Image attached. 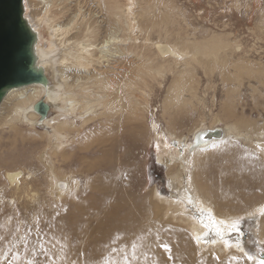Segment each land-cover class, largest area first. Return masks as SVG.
I'll return each instance as SVG.
<instances>
[{"label":"bare ground","instance_id":"bare-ground-1","mask_svg":"<svg viewBox=\"0 0 264 264\" xmlns=\"http://www.w3.org/2000/svg\"><path fill=\"white\" fill-rule=\"evenodd\" d=\"M38 1L46 5L41 12H27V0H24V12L37 34L34 47L37 66L44 73L51 72V81L47 80L45 85L28 84L10 89L0 104V126L16 125L15 121L19 120L22 124L30 122V128L34 130L35 123L42 120L40 125L46 131L41 135L47 144L40 160L50 159L46 168V191L49 200L53 201L51 203L61 200L68 190L77 187L69 173L71 170L65 171L64 176L57 168L55 158H62L64 166L71 168L82 164L83 150L87 156H97L82 169L88 179L86 189L81 191L83 201L67 206L61 220L48 226L46 236L51 249L47 252H51V256L58 251L57 260L51 259L57 261L54 264H76L66 251L71 237L78 240L80 252H86L87 255L82 254V260L87 264H188L189 261L250 264L245 259L240 235L236 234L235 239L229 236L238 232V223H232L233 217L240 216L238 212L253 202L244 214L245 217L257 215L255 227H259L260 244H263L264 122L259 125L258 121L244 118L225 128L213 125L202 129L194 127L189 131L192 140L187 143V137L176 134L182 119L179 116L172 118L166 125L174 143L157 136L156 159L157 166L166 167L167 188L171 189V195L165 196L158 189L142 195L139 166L135 164V171L130 170L129 176L121 174L119 177L117 167L122 160L114 154V148L119 146L121 150L130 151L136 143L127 138L130 136L124 135L123 130L127 122L134 125L140 118V115L136 116L140 112V99L134 92L143 83V70L151 63L136 52H130L125 39L120 36L122 14L128 31L133 29L136 14L131 6L124 9L125 13L118 7L107 8L104 0H93L97 12H81L82 7L76 0V11L71 12L70 17H66L67 6L64 5L60 13L53 7L52 20L49 0ZM157 18L160 14L156 15ZM136 25L142 30L138 22ZM152 45L158 60L155 62L160 66L151 68L150 73L155 72L162 78L170 73L165 65H173L175 69L185 67L178 74L171 71L175 75L165 97V104H168L165 109L179 105L176 101L182 96L177 93H183L189 84L192 97L195 96L199 83L190 77L192 70L186 71L191 58L206 65L211 73L216 69L197 59L203 49L194 43L177 46L157 41ZM206 56L216 60L218 51H210ZM225 66L226 62L218 70L227 81L235 72ZM249 71H256L264 80V68ZM132 77H135L133 83L128 81ZM229 91L232 90L229 88ZM39 101L48 105L45 116L35 111ZM49 112H53L52 115ZM99 119L96 125L103 128L86 129ZM77 121H80L78 128ZM218 121L220 119L215 120ZM134 130L135 127L127 126V131ZM72 133L80 135L82 144L70 140ZM239 138H244V145L249 141L250 150L235 148L233 140ZM183 142L186 144L182 146ZM94 143V150H90ZM258 147L260 156L254 150ZM72 151L75 156L71 155ZM16 163V158L10 162L2 159L1 165L7 169L4 175L9 187L18 190L24 175L16 168L8 169ZM91 176L92 182H89ZM116 178H119L117 182ZM260 197L262 201H258ZM36 198L37 194L33 192L30 199L34 201ZM96 235H99L98 239ZM229 254L231 257L225 259ZM258 258L264 260L260 255ZM255 259L249 258L251 261Z\"/></svg>","mask_w":264,"mask_h":264},{"label":"rangeland","instance_id":"rangeland-1","mask_svg":"<svg viewBox=\"0 0 264 264\" xmlns=\"http://www.w3.org/2000/svg\"><path fill=\"white\" fill-rule=\"evenodd\" d=\"M77 1L82 7L81 12H97V4L93 0ZM77 1L49 0L48 4L52 6L49 11L52 20L54 19L53 7L57 8L60 13L64 5L67 6L69 12L66 17H70L71 12L76 11ZM39 3L38 0H27V12H41L46 5ZM103 4L107 8L118 7L121 12L127 6H131L138 21L135 20L133 29L128 31L122 14L120 36L125 39L130 52H136L144 57L147 63L151 62L143 70V83L134 92L140 99V112L136 113V116L140 115V118L134 125L132 122H127L123 130V134L130 136L127 138L136 143L130 151L121 150L119 146L114 148L115 157L120 156L122 160L117 167L119 177L121 174L129 176V171L133 170L136 164L142 175L140 177L142 195L148 194L152 189H158L159 193L170 196L171 189L167 188L168 182L165 176L166 167L161 164L157 166L156 163L159 147L157 136H163L169 143H174L167 133L168 121L178 116L182 119L181 125L176 129V134L187 137L185 140L187 143L192 140V134H189V131L194 127L202 129L213 125L216 128H225L234 125L235 120L239 122L244 118L258 121L259 125L264 122V80L258 77L256 71L252 73L249 71V69L264 68V0H149L148 2L145 0H104ZM157 14H160V18L156 19ZM136 22L140 24L142 30H139ZM127 36L128 40H126ZM157 41L177 46L189 42L194 43L203 49L197 59L216 67L211 73L206 65L199 64L195 58H191L186 71L192 70L190 77L194 82L199 83L195 96L192 97L193 92L189 84L183 93L179 91L177 93L182 96V99L176 101L179 105L167 109H165L168 105L165 104V97L173 76L185 67L180 66L175 69L173 65H165L166 71L170 73H166L162 78L155 72L150 73L151 68L160 66L159 62H155L157 59L155 48L152 45ZM46 42L48 43V40ZM210 51H218L216 60H211L206 56ZM135 60L139 61V58ZM225 62L227 65L225 67L235 72L233 77L227 81L222 78V73L218 70ZM135 69L140 70V67ZM171 71L175 74H171ZM50 73H45L49 81H51ZM128 81L133 83L135 77L129 78ZM229 88L233 92L229 91ZM49 113L52 115L53 112ZM216 119L220 121L215 122ZM99 121L100 119L95 120L91 124L92 127L86 129L92 131L95 127L103 128L102 126L97 127L96 123ZM15 122L16 125L0 126V264H54L57 261L51 259L57 260L58 251L51 256V252H47L51 249L46 236L48 226L56 220H61V215L65 214L67 206H74L79 201H83L81 191L86 189L88 179L85 178L82 169L97 156H87L83 150L82 164L71 166V168L64 166L62 158H55L56 166L64 176L65 171L71 170L69 173L73 176L77 187L68 190L61 200L51 203L53 201L49 200L46 191L48 186L46 168L50 159L40 160V155L43 154L47 144L41 134H44L46 130L42 128L40 122L35 123L34 130L30 128L32 126L30 122L23 124L19 120ZM76 125L78 128L80 121H77ZM127 126L135 127L134 132L127 131ZM48 131L51 132L50 129ZM113 133L117 132L113 130ZM79 136L72 133L70 140L74 139L76 144H82L83 141H80ZM98 138L99 136H97V141ZM252 138L255 139V137ZM242 140L244 141V138L233 140L235 148L242 151L250 150L249 141L247 142L249 144L244 145ZM185 142L182 146L186 144ZM95 143L90 150L96 145ZM254 150L260 156L259 147ZM71 155L75 156L74 151ZM13 158H16L18 163L11 165L8 169L16 168L24 175L20 180L18 190L9 187L4 175L7 169L1 165L2 159L10 162ZM124 161L127 163L125 164ZM92 178L93 176L89 178V182H92ZM117 179L119 178H116V182ZM73 190L76 194H73ZM32 191L37 194L34 201L30 199L33 195ZM86 191L91 195L95 194ZM258 201H262V198L260 197ZM250 204L238 212L240 214L237 213L240 216L233 217L234 222L232 223H238L239 233L233 232L229 238L235 239L236 234H239L241 242L243 241L247 262L264 264V260L258 258L260 253H264V240L261 245L259 227H255L258 224L257 215L245 217L244 214V211L250 209ZM98 237L99 235L95 236L96 239ZM66 245V251L69 253L67 256L74 263L87 264L82 260V254H87L80 252L82 250L76 238H69ZM108 250L111 251L110 248ZM108 256L111 257V254ZM230 257L229 254L224 258ZM249 258L256 259L251 261ZM68 261L67 263H70ZM195 263L199 264L197 261H189L188 264Z\"/></svg>","mask_w":264,"mask_h":264},{"label":"water","instance_id":"water-1","mask_svg":"<svg viewBox=\"0 0 264 264\" xmlns=\"http://www.w3.org/2000/svg\"><path fill=\"white\" fill-rule=\"evenodd\" d=\"M37 34L24 12V0H0V104L10 89L47 83L44 70L37 66ZM35 111L45 116L48 105L39 101ZM264 259V253L260 254Z\"/></svg>","mask_w":264,"mask_h":264}]
</instances>
